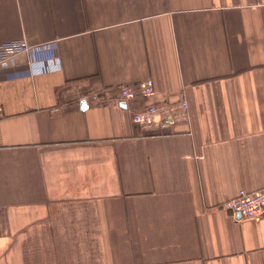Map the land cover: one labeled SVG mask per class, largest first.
I'll use <instances>...</instances> for the list:
<instances>
[{
	"label": "crops",
	"instance_id": "obj_1",
	"mask_svg": "<svg viewBox=\"0 0 264 264\" xmlns=\"http://www.w3.org/2000/svg\"><path fill=\"white\" fill-rule=\"evenodd\" d=\"M15 39L60 64L0 65V264H264V0H0Z\"/></svg>",
	"mask_w": 264,
	"mask_h": 264
},
{
	"label": "built area",
	"instance_id": "obj_2",
	"mask_svg": "<svg viewBox=\"0 0 264 264\" xmlns=\"http://www.w3.org/2000/svg\"><path fill=\"white\" fill-rule=\"evenodd\" d=\"M27 54L29 67L35 63L57 61L60 64V54L55 43L52 44H29L24 39L9 40L0 43V65L12 63L16 57ZM47 69L43 66L41 70ZM123 99L131 100L138 94L143 96L152 95L156 91L155 82L152 77L141 80L137 88L122 85L120 87ZM186 107L187 104L183 103ZM1 111V108H0ZM160 116V110L156 104H148L142 110L135 111L132 115L134 122L142 126L154 124ZM224 208L246 218H257L264 216V187L256 190L240 188L233 198L227 200Z\"/></svg>",
	"mask_w": 264,
	"mask_h": 264
}]
</instances>
